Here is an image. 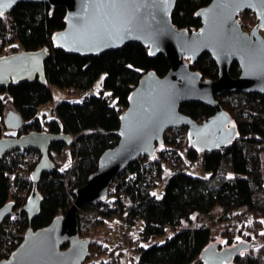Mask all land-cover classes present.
I'll use <instances>...</instances> for the list:
<instances>
[{"label": "trees", "instance_id": "obj_1", "mask_svg": "<svg viewBox=\"0 0 264 264\" xmlns=\"http://www.w3.org/2000/svg\"><path fill=\"white\" fill-rule=\"evenodd\" d=\"M211 1L178 0L172 12L174 24L189 31L199 29L202 20L197 12ZM67 12L66 6H53L48 1L20 2L0 16V28L10 33L14 47L27 51L42 47L50 50L45 61V82L38 77L33 81L0 86V139L12 135L5 125V117L11 109L20 112L24 119L17 135L36 130L67 133L73 138L70 143L54 141L51 144L50 157L54 160V167L45 171L37 184L41 205L32 222L22 209L18 220L2 224L0 260L10 256L30 225L34 229L47 226L72 205L76 198L75 190L85 185L97 170L102 153L117 144L121 115L128 107L130 95L139 80L148 71L155 70L164 75L171 67L164 53L152 54L149 46L140 42H131L97 55H82L55 47L54 36L65 28ZM239 20L247 29L256 22V15L252 10H245ZM190 67L201 72L205 79L219 77L218 64L209 52L190 62ZM103 73L106 76L99 93L92 92L79 97L80 100L58 101L51 118L40 113L43 104L54 100L55 86L68 90L71 87L91 88ZM230 73L234 77L240 74L238 62L231 65ZM216 98L238 128L235 139L225 149L201 150L189 141L176 145L171 135L174 129L167 131L164 146L182 153V166H188L189 170L176 172L164 183L163 195L159 196L156 194L157 186L151 188L142 171L148 156L135 158L117 174L104 197L109 199L113 195L115 198L109 200L119 203L118 207L113 208L111 202L106 203L104 198L81 206L90 210V213L79 212V231L81 236L91 238V256H104L112 245L108 239L96 240L95 235L99 232L92 229L127 210L133 215L134 223H143L145 240L166 236L164 242H154L142 248L139 264H192L200 261L202 250L214 238L212 227L201 225L195 229L173 231L170 227L194 212L209 214L219 206L221 212L217 223H225L224 234L230 245L244 233L243 223L249 217L253 218L249 227L251 234L245 239L254 236L261 240L259 245L236 256L233 262L264 264V94L223 91ZM180 110L196 120H204L216 112L213 106L193 100L182 102ZM65 146L70 148L75 159L71 165L57 161L53 154L61 153ZM34 152L40 153L34 148H17L0 159V207L13 195L16 208L26 203L34 186L29 173L37 162L30 164L29 172L24 163ZM196 163L211 175L204 177L191 173L190 168ZM133 173L137 174V179L130 181ZM121 193L129 195L133 204H125L120 198ZM243 206L250 209L251 216L238 212ZM105 258H101V264Z\"/></svg>", "mask_w": 264, "mask_h": 264}, {"label": "water", "instance_id": "obj_2", "mask_svg": "<svg viewBox=\"0 0 264 264\" xmlns=\"http://www.w3.org/2000/svg\"><path fill=\"white\" fill-rule=\"evenodd\" d=\"M45 1L68 10L65 28L54 36L55 47L97 55L140 42L148 45L152 54L164 53L171 67L164 75L151 70L142 76L121 115L117 144L102 153L97 170L75 190L72 205L47 226L34 229L30 225L21 243L0 264H84L90 255L91 238L81 236L79 231L82 205L104 198L117 174L135 158L155 157L171 128L186 126L190 143L201 150L225 149L238 128L216 95L238 90L264 94V34L260 32L264 28V0H212L198 10L202 26L193 31L178 28L172 20L178 0H0V11L9 12L20 2ZM245 10H252L258 19L250 31L239 20ZM205 52L218 64L220 72L215 80L203 78L201 72L190 67V62ZM49 55L50 50L42 47L0 57V86L38 77L45 82ZM234 62L240 67L236 77L230 73ZM187 100L213 106L216 112L198 122L180 110V104ZM23 122L21 113L14 109L5 117L10 130H19ZM72 139L67 133L36 130L0 139V159L17 148H34L41 154L31 173L33 190L23 206L30 222L41 205L37 184L42 174L54 167L52 142L70 143ZM15 207L14 200L0 207V229ZM257 245L256 240H241L221 248L219 242H212L202 250L201 260L192 264H231L236 256Z\"/></svg>", "mask_w": 264, "mask_h": 264}, {"label": "built area", "instance_id": "obj_3", "mask_svg": "<svg viewBox=\"0 0 264 264\" xmlns=\"http://www.w3.org/2000/svg\"><path fill=\"white\" fill-rule=\"evenodd\" d=\"M6 13V12H5ZM4 14V13H3ZM10 33H5L0 28V57L5 55H10L12 53L22 51L23 49L14 47L10 41ZM71 93L76 94L78 97H85L88 94L95 91L94 87L86 89H77L71 87L69 90ZM202 122L203 120H197ZM171 135L174 136L176 145H183L187 141L190 142L189 130L186 126L174 127ZM170 130V129H169ZM168 130V131H169ZM40 153H36L35 158L38 160L40 158ZM30 156V155H29ZM184 155L182 153L176 152L174 149L164 146V144L157 149L156 156H148L144 163L142 171L145 173L148 185L155 189L159 184L166 183L176 172L178 171H188V166H182V160ZM28 162L24 163V167L30 168L31 159L28 157ZM30 172V176H31ZM137 179V174H131L129 180L134 181ZM120 198L127 205L133 204L132 199L126 193H121ZM103 199V198H102ZM106 203L111 202L113 208L118 207L119 203L115 201H110L108 198L103 199ZM24 203L5 219L7 223L14 222L20 218L21 210L23 209ZM79 212L90 213L88 209L79 208ZM238 212L240 214H249L250 209L247 206L241 207ZM201 214L199 212H194L188 218H183L181 222L170 228L173 230L182 229H195L201 225H204L198 217ZM4 221V222H5ZM3 222V223H4ZM138 225L139 237L135 238V228ZM143 223L138 221L133 222V215L127 210L123 211L121 215L115 216L113 218L107 219L104 224H100L98 227L92 229V231L103 232L106 238L112 243L109 249V257L103 260V264H139L140 257L142 254V248L146 245L147 240L144 239L142 234Z\"/></svg>", "mask_w": 264, "mask_h": 264}, {"label": "rangeland", "instance_id": "obj_4", "mask_svg": "<svg viewBox=\"0 0 264 264\" xmlns=\"http://www.w3.org/2000/svg\"><path fill=\"white\" fill-rule=\"evenodd\" d=\"M241 13H240V15H241ZM240 15H239V19H240ZM257 23H258V19L256 17V22L253 23L247 29L246 28L245 29L247 31H250V30H252L254 28V26ZM260 32L262 34H264V29L261 28ZM18 52H20V51H18ZM105 76H106V73H103L98 78V80L96 81V83L94 85V89H95L94 92L99 93L101 91V89H103V84H104ZM62 99L80 100V98L76 94L71 93L68 89H61V88L55 86L54 87V100L53 101H50V102H48L46 104H43L40 107V113L41 114L42 113H46V115H47L48 118L53 117L54 116L53 110H54L55 104L58 101L62 100ZM9 133H12V135H17V130H11V131H9ZM53 154H54V157H55V159L57 161L66 163L67 165H71L73 162L75 163V159H73V155L71 153V150L67 146L64 147V149H63V151L61 153L53 152ZM35 155H36V153L34 152V153H31V155L29 156V158L31 159V163H33V162L34 163L35 162L38 163L39 160L41 159V155H40V158L38 160L35 158ZM262 162H263V173H264V151L262 153ZM190 170H191V173L196 174V175H199V176L209 177L211 175L210 172H207L206 170H203V168L201 167V165H199L197 163L196 164H193L191 166ZM164 189H165V184H159L157 186V188H156V194L159 195V196L163 195ZM14 196L15 195H13L12 196V199H10V200L16 201L15 200L16 197H14ZM114 198L115 197L113 195H110L109 196V199H114ZM15 208H14V210H15ZM220 212H221V208L219 206H217L211 213H209V214H201L198 217V219L201 220L204 225H210L212 227L213 235H214V238L212 239V242H219L220 243V247L221 248H224V247L230 246V244L227 242V237L224 234V231L226 230L225 223H222V224L217 223V218H218ZM243 215H249V216H251L250 213L249 214H243ZM252 219H253L252 217H249L243 223L244 233H242L241 235H238L237 240L233 244H235V243H237V242H239L241 240H246V241L256 240V241H258V245H259V243L261 241L259 238H255L253 236L250 239H245V236H247L248 234H251V229L249 227H250V225H252ZM138 228L139 227L137 225L136 228H135V231H134L135 232V238H138L139 237V235H138L139 234ZM171 233H172V231L169 232V235ZM95 239L98 240V241H107L106 240L107 238H106V236H105V234L103 232L97 233L95 235ZM165 239H166V236H162V237H158V238H152L150 240H147L145 242V244L146 245H149V244H152L154 242H164ZM233 244H231V245H233ZM104 257H109V254L107 253V254H105L102 257L98 256L97 254H95L93 256L89 255V257L86 259V263L87 264H101V258H104ZM232 264H236V263L233 262Z\"/></svg>", "mask_w": 264, "mask_h": 264}, {"label": "snow or ice", "instance_id": "obj_5", "mask_svg": "<svg viewBox=\"0 0 264 264\" xmlns=\"http://www.w3.org/2000/svg\"><path fill=\"white\" fill-rule=\"evenodd\" d=\"M13 2H15V0H13ZM0 16H3V11H0ZM262 26H264V25H262Z\"/></svg>", "mask_w": 264, "mask_h": 264}, {"label": "flooded vegetation", "instance_id": "obj_6", "mask_svg": "<svg viewBox=\"0 0 264 264\" xmlns=\"http://www.w3.org/2000/svg\"><path fill=\"white\" fill-rule=\"evenodd\" d=\"M264 29V28H263Z\"/></svg>", "mask_w": 264, "mask_h": 264}]
</instances>
